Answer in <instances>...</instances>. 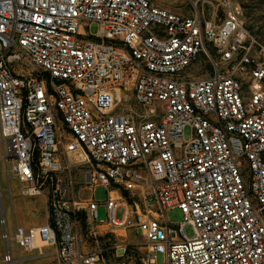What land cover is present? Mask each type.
Segmentation results:
<instances>
[{
	"label": "built area",
	"instance_id": "obj_1",
	"mask_svg": "<svg viewBox=\"0 0 264 264\" xmlns=\"http://www.w3.org/2000/svg\"><path fill=\"white\" fill-rule=\"evenodd\" d=\"M193 6L0 0L6 189L15 180L47 204L40 224L12 214L10 234L1 216L2 264L23 260L8 240L26 253L52 246L58 264H156L157 253L164 264H264V42L235 0H217L210 19ZM200 54L203 77L190 71ZM133 227L141 238L121 239Z\"/></svg>",
	"mask_w": 264,
	"mask_h": 264
},
{
	"label": "rangeland",
	"instance_id": "obj_2",
	"mask_svg": "<svg viewBox=\"0 0 264 264\" xmlns=\"http://www.w3.org/2000/svg\"><path fill=\"white\" fill-rule=\"evenodd\" d=\"M154 3L163 4L172 10L182 12L184 14L191 15L194 11V6L204 15L205 18L210 19L213 17L214 12L217 8V0H153ZM192 2V3H191ZM240 6L241 17L244 21L246 28L253 34H255L262 42H264V0H235ZM90 33L94 34L97 31V24L91 23L88 27ZM190 71L194 76L203 77L210 73L211 65L204 54H200L195 62L192 63ZM129 108L133 113L143 114L145 112V107L141 106L135 101H129ZM155 108H158V104H154ZM159 110V109H158ZM190 134L189 128L185 129V135L188 137ZM1 154V146H0ZM10 192L7 191V181L5 178L3 162L0 159V218L3 215L5 220V229L8 234L11 233L13 228L14 216L15 223H23L26 226L40 224L46 220L47 216V204L46 198L44 196H39L36 198L26 197L21 195L19 192L18 184L15 180L10 181ZM106 198V191L102 187H98L94 190V199L97 201H103ZM97 215L99 220H105V209L104 206L100 205L97 208ZM124 215V209L118 208L115 217L121 219ZM168 218L171 223L177 224L183 221V216L178 209H173L167 212ZM21 225V224H19ZM2 225L0 223V264L3 260V247L1 240ZM185 231L188 235H191V228L189 226L185 227ZM123 235L121 239L125 238V234L128 237H136L140 232H135V227L131 228L129 231L121 230L118 232ZM137 233V234H136ZM9 252L12 254L13 258L16 259L18 256L24 258V254L17 253L15 247L11 240L7 241L6 245ZM52 246H42L37 248V250L52 249ZM34 251V252H35ZM33 253V252H32ZM35 260L29 261L33 262ZM27 260L22 262H15L13 264H27ZM164 254L157 253L156 264H164ZM47 264H58L54 258Z\"/></svg>",
	"mask_w": 264,
	"mask_h": 264
},
{
	"label": "crops",
	"instance_id": "obj_3",
	"mask_svg": "<svg viewBox=\"0 0 264 264\" xmlns=\"http://www.w3.org/2000/svg\"><path fill=\"white\" fill-rule=\"evenodd\" d=\"M15 222V221H14ZM16 224V223H15ZM21 224L22 226H26L23 223H17V225ZM12 231V230H11ZM2 240V238H1ZM15 247V246H14ZM17 253L20 254H24V258L23 260H27V264H47L49 263L51 260H53L55 258V248L52 249H46V250H37L33 253H26L23 250H18L15 248ZM22 260V261H23ZM35 260L33 262H29Z\"/></svg>",
	"mask_w": 264,
	"mask_h": 264
}]
</instances>
